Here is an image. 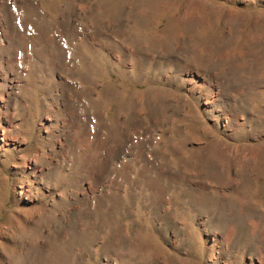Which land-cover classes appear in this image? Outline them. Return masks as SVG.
Returning a JSON list of instances; mask_svg holds the SVG:
<instances>
[{
  "label": "rangeland",
  "instance_id": "1",
  "mask_svg": "<svg viewBox=\"0 0 264 264\" xmlns=\"http://www.w3.org/2000/svg\"><path fill=\"white\" fill-rule=\"evenodd\" d=\"M0 264H264V0H0Z\"/></svg>",
  "mask_w": 264,
  "mask_h": 264
}]
</instances>
